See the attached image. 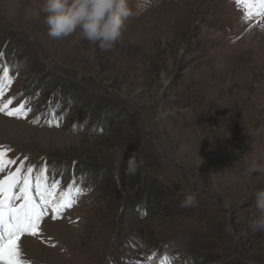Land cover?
I'll use <instances>...</instances> for the list:
<instances>
[{"label": "rangeland", "instance_id": "rangeland-1", "mask_svg": "<svg viewBox=\"0 0 264 264\" xmlns=\"http://www.w3.org/2000/svg\"><path fill=\"white\" fill-rule=\"evenodd\" d=\"M258 3L156 0L101 51L79 29L51 38L45 0H0V78H11L0 149L16 161L0 180L20 168L37 202L40 177L66 205H50L38 235L23 236L29 264H264V232L250 228L251 194L264 190ZM98 104L103 123L90 118ZM141 190L154 191L150 204L143 193L129 208ZM187 195L194 206H181Z\"/></svg>", "mask_w": 264, "mask_h": 264}, {"label": "clouds", "instance_id": "clouds-1", "mask_svg": "<svg viewBox=\"0 0 264 264\" xmlns=\"http://www.w3.org/2000/svg\"><path fill=\"white\" fill-rule=\"evenodd\" d=\"M155 3L156 0H45L42 11L46 14L44 23L51 38L61 39L79 29L84 39L106 51L118 41L129 18L139 17ZM127 165L128 172L134 174L138 166L134 154ZM250 171H259L258 165L252 164ZM251 195L255 197L259 215L250 228L253 232H264V190ZM195 203V197L187 195L181 206L191 207Z\"/></svg>", "mask_w": 264, "mask_h": 264}, {"label": "snow or ice", "instance_id": "snow-or-ice-1", "mask_svg": "<svg viewBox=\"0 0 264 264\" xmlns=\"http://www.w3.org/2000/svg\"><path fill=\"white\" fill-rule=\"evenodd\" d=\"M249 7H258L259 13L264 15V0H259L258 5ZM5 80L8 83L11 82L7 69H5L4 77L0 78V94L8 86ZM8 103L10 104L11 100ZM22 109L23 105L20 109L9 111L8 114L19 115ZM0 111H6V105H0ZM6 156L7 150L0 149V172L16 163L13 159H7ZM32 171L31 167L27 169L28 173ZM40 180L41 178L37 177L35 184V195L40 198L38 202L30 194L32 185L29 176L21 175L20 168L0 180V261H3V264H29L21 247V237L38 235L39 221L50 205L53 212H59L63 206H66L57 203L51 191L41 186ZM52 187L55 188V182ZM15 188H19L18 193L13 192ZM16 201L21 203L17 205ZM67 206H70V203Z\"/></svg>", "mask_w": 264, "mask_h": 264}, {"label": "trees", "instance_id": "trees-1", "mask_svg": "<svg viewBox=\"0 0 264 264\" xmlns=\"http://www.w3.org/2000/svg\"><path fill=\"white\" fill-rule=\"evenodd\" d=\"M49 82L51 83V85L53 86V85H57V81H56V79L55 78H53L52 80H49ZM66 89V92H67V95H68V97L71 95L70 93H68V92H72L73 91V93H79V94H76V96L75 97H81L80 96V92H79V90H73V88H71V86H67L66 88L64 87V90ZM72 96H73V94H72ZM70 98V97H69ZM92 109V115L90 116V118L93 120V121H95V122H99V121H102V123L104 122V120H102V118L100 117V115H103V112H108L107 111V107L105 106V105H96L95 107H93V108H91ZM87 167H86V173H87V176L88 177H90L91 178V176H92V173H90V169L88 168V167H90L91 168V166H88V165H86ZM92 171H93V173H95V169L93 170L92 169ZM91 171V172H92ZM119 175H120V173H119ZM96 181V180H95ZM94 181V183H97V181L95 182ZM121 181V180H120ZM137 181V180H136ZM122 182V181H121ZM143 193H145V192H143L142 190L141 191H137L136 193H135V195L133 196V202H129L128 204H127V206L129 207V208H131V209H133L134 207H136V206H139L140 204H138L137 202H139L140 201V198H141V196H142V194ZM151 193H154V191H149V192H147V194H148V197H150V194ZM148 197L146 196V193H145V197H144V200H143V206H144V208H146V207H148V205L150 204V202H149V199H148Z\"/></svg>", "mask_w": 264, "mask_h": 264}, {"label": "bare ground", "instance_id": "bare-ground-1", "mask_svg": "<svg viewBox=\"0 0 264 264\" xmlns=\"http://www.w3.org/2000/svg\"><path fill=\"white\" fill-rule=\"evenodd\" d=\"M37 16V15H36ZM23 237H21V241H22ZM25 239V238H24ZM34 264H39V262H34ZM161 264V263H160Z\"/></svg>", "mask_w": 264, "mask_h": 264}, {"label": "water", "instance_id": "water-1", "mask_svg": "<svg viewBox=\"0 0 264 264\" xmlns=\"http://www.w3.org/2000/svg\"><path fill=\"white\" fill-rule=\"evenodd\" d=\"M155 142L159 143L157 140H155Z\"/></svg>", "mask_w": 264, "mask_h": 264}]
</instances>
